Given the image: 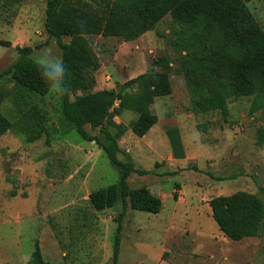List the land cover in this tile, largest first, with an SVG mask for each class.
Instances as JSON below:
<instances>
[{
    "label": "rangeland",
    "instance_id": "374dc122",
    "mask_svg": "<svg viewBox=\"0 0 264 264\" xmlns=\"http://www.w3.org/2000/svg\"><path fill=\"white\" fill-rule=\"evenodd\" d=\"M248 5L264 29V0ZM45 8L46 0H0V71L17 58L18 46H32L35 59L61 58L55 37L45 30ZM175 28L166 14L133 40L89 35L100 63L92 72L94 90L125 87L136 75L159 70L156 60L162 58L170 66L171 92L150 104L158 121L142 136L127 128L118 138L117 157L145 171H130L129 186H147L162 206L156 213L125 208L117 263L264 264V228L231 239L208 203L238 190L264 200V96L229 97L224 111L195 109L179 66ZM11 86L0 79V112L15 119L7 96ZM60 97L52 89L41 103L48 128L40 137L28 140L22 131L0 136V264H26L35 242L48 264H114L121 203L97 211L88 193L117 182L121 168L94 140L71 130L59 111ZM136 116L121 110L114 120L129 126ZM171 126L179 132L183 157L172 154L165 132ZM85 128L103 139L99 128Z\"/></svg>",
    "mask_w": 264,
    "mask_h": 264
},
{
    "label": "trees",
    "instance_id": "16d2710c",
    "mask_svg": "<svg viewBox=\"0 0 264 264\" xmlns=\"http://www.w3.org/2000/svg\"><path fill=\"white\" fill-rule=\"evenodd\" d=\"M249 1L46 0L45 30L48 37H55L66 67V91L61 93L59 111L72 126L71 130H76L84 140H94L121 168L117 182L88 193V201L97 211L121 203L115 217L114 264H118L125 208L156 213L162 206L161 198L147 186H129L130 171H145L117 157L121 149L118 138L127 128L142 136L158 121L150 104L155 96L171 92L170 66L168 60L162 58L156 60L159 70L140 73L126 81L125 87L94 90L92 72L100 63L89 35H113L133 40L170 14L176 25L174 43L179 51V66L193 107L224 111L229 97L264 96V29L248 5ZM63 36H68L69 40L64 41ZM17 49V58L0 71V79L12 84L7 96L17 116L11 119L0 112V136L6 131H22L32 140L48 128L47 114L41 103L52 88L41 76L33 47L26 45ZM121 110L137 113L129 126L114 120ZM86 124L99 128L103 139L90 134ZM165 132L173 156L183 157L177 128L167 127ZM208 203L219 229L231 239L259 235L264 228V200L256 193L238 190L214 196ZM26 264H48L38 242L34 243Z\"/></svg>",
    "mask_w": 264,
    "mask_h": 264
},
{
    "label": "clouds",
    "instance_id": "9594fccd",
    "mask_svg": "<svg viewBox=\"0 0 264 264\" xmlns=\"http://www.w3.org/2000/svg\"><path fill=\"white\" fill-rule=\"evenodd\" d=\"M35 63L38 68L42 70V78L54 91L60 93L66 91L64 83L66 67L61 58L44 55L37 57Z\"/></svg>",
    "mask_w": 264,
    "mask_h": 264
},
{
    "label": "water",
    "instance_id": "95a60500",
    "mask_svg": "<svg viewBox=\"0 0 264 264\" xmlns=\"http://www.w3.org/2000/svg\"><path fill=\"white\" fill-rule=\"evenodd\" d=\"M121 87H122V84H118V85L115 86V89L118 90V89H120Z\"/></svg>",
    "mask_w": 264,
    "mask_h": 264
},
{
    "label": "crops",
    "instance_id": "0c3cea01",
    "mask_svg": "<svg viewBox=\"0 0 264 264\" xmlns=\"http://www.w3.org/2000/svg\"><path fill=\"white\" fill-rule=\"evenodd\" d=\"M254 1H255V0H250L249 2H254ZM249 2H248V3H249Z\"/></svg>",
    "mask_w": 264,
    "mask_h": 264
}]
</instances>
